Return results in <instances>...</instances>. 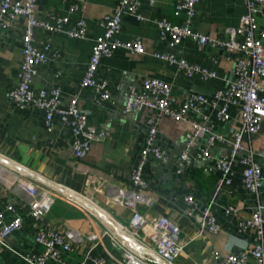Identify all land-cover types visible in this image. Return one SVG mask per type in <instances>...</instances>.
<instances>
[{"label":"crops","instance_id":"1","mask_svg":"<svg viewBox=\"0 0 264 264\" xmlns=\"http://www.w3.org/2000/svg\"><path fill=\"white\" fill-rule=\"evenodd\" d=\"M179 1L139 0L138 10L134 14H123L118 39L122 42L140 39L144 54H130L124 49H117L110 57L101 60L97 80L108 82L110 100L98 105L94 94L81 88L80 80L86 70L94 39L102 34L100 20L118 7V0H38L37 17L67 16L71 20L82 17L88 26V35L81 40L67 39L60 33H35L36 44L48 42L50 49L46 53L47 61L37 68L32 83L34 91L58 87L61 91V108L71 100H77L79 110L88 117L87 136L91 141V150L83 160L73 156L70 129L58 116L54 117L52 130L48 132L41 111L32 106H16L7 100L6 93L16 86L17 71L22 63L21 33L24 21L18 20L10 29L0 31V154L60 185L73 193L78 201L100 210V215L96 216L60 200L38 222L39 228L60 231L66 236L72 251L65 256V260L71 264L81 263L89 252L94 256L118 258L120 249L113 245L108 236H103V232L107 225L118 233L113 222L121 225L129 223L131 213L111 199L115 188L130 187L129 175L144 148L149 119L156 121L155 145L165 151L166 159L149 157L144 178L154 204L150 208L139 206L138 210L149 218L166 216L179 225L184 247L175 264H216V256L222 260L230 254L249 251L259 242L254 228L241 230L240 224L251 218L257 204L262 207L261 216L264 219V187L259 191L257 202L243 187L240 160L249 150L253 151L254 160L264 174V113L261 114V131L257 135H242L243 150L237 153L232 162L231 184L214 198L212 212L220 227L216 234L199 233L194 217L187 215L188 207L183 199L191 196L195 202V213L199 214L212 198L220 177L217 160L229 154L234 133L242 129L240 111L230 106V119L226 122L219 121L216 110L210 106H204L199 114L191 116L208 125L211 132L223 140L209 146L207 134L200 133L190 151L192 165L184 175L177 173L176 158L186 146L190 124L176 123L161 117L154 110L124 113L130 88L135 87L140 91L147 79L167 82L179 103L191 94L210 97L216 91L225 90L237 79L235 61L240 58L237 52L230 53L221 47H199L190 39L171 47L168 42L158 38L155 20L166 19L173 25L183 23V15H174ZM71 5H78L82 10L71 13ZM245 11L242 0H201L191 28L222 41L227 39L229 29L239 25ZM138 15L143 19L138 20ZM256 20L263 28L264 17L258 16ZM168 53L178 60L214 73L215 77H188L175 65L156 57ZM98 132L106 133V138L100 139ZM204 148L209 150L211 156L206 164L196 159ZM23 179L38 183L34 177L16 172L13 167L0 165V211L11 203L16 213H6V218L11 219L17 214L24 220L23 228L7 239V247H0V264H24L18 253L37 254L42 250L34 241V227L27 216L29 199L17 187V183ZM229 206L234 208L235 213L226 215L224 210ZM153 263L162 264L159 261ZM247 263L255 264L250 255Z\"/></svg>","mask_w":264,"mask_h":264},{"label":"built area","instance_id":"2","mask_svg":"<svg viewBox=\"0 0 264 264\" xmlns=\"http://www.w3.org/2000/svg\"><path fill=\"white\" fill-rule=\"evenodd\" d=\"M138 1L118 0V7L100 20L99 26L102 34L94 39L86 70L80 80L81 88L90 90L98 105L110 100L108 82L97 80L101 60L110 57L117 49H124L130 54H144L140 39L128 42L118 39L123 14H134L138 10ZM200 1L180 0L177 3L174 15L184 16L181 25H173L166 19L155 20L157 36L160 40L168 42L171 47L190 39L199 47H221L230 53L237 52L240 58L235 61L236 81L225 90L216 91L210 97L191 94L185 101L179 103L167 82L147 79L143 82L140 91H137L135 87L130 88L124 113L144 109L154 110L161 117L171 119L176 123L188 122L190 124L191 130L187 135L186 146L176 158L177 173L184 175L192 165L190 151L200 133L207 134L209 146L223 140L221 136L212 133L208 125L194 120L191 116L199 114L204 106H210L216 110V118L221 122H226L230 119L228 111L230 106L240 111L242 129L234 133L229 154L217 160L216 167L220 177L216 182L212 198L199 214L195 213V202L191 196H185L183 199L188 207L187 215L194 217L199 233L216 234L220 227L212 212L214 198L221 191L227 190L231 184L232 162L237 153L243 150L242 135H257L261 131V114L264 113V96L262 95L264 91V27L260 28L256 19L258 16L264 17V0H242L246 10L245 14L239 25L229 29L227 39L222 41L192 30L191 22ZM37 2L38 0H0V31L10 29L18 20L24 21L21 33L22 63L17 71V84L6 93V98L16 106H32L41 111L44 114L45 128L48 132L52 130L54 117L58 116L61 122L70 129L73 156L77 160H83L91 150V141L87 136L88 117L79 110L77 100L73 99L66 107L61 108V91L58 87L34 91L32 83L37 75V68L47 61L46 53L50 49L48 42L42 45L36 44L35 33L37 31L60 33L67 39L81 40L88 35V26L82 17L76 20H71L67 16L53 15L39 18L36 15ZM81 10L82 8L78 5H71L69 9L71 13ZM136 17L138 20L143 19L141 15ZM156 57L170 65H175L188 77L197 75L203 79L215 77L214 73L196 64L178 60L170 53L156 55ZM155 122L153 119L147 121L148 133L144 148L129 175V189L115 188L111 199L114 204L131 213L127 225L113 222L118 233L105 225L103 236H108L113 245L120 249L118 258L94 256L89 252L79 264L88 262L92 264H154L153 261L175 264L182 253L184 243L180 240L181 230L178 224L166 216L149 218L138 210L139 206L150 208L154 204L153 199L148 195V184L144 178L149 157L153 156L157 160L166 159L165 151L155 145L157 136ZM97 135L100 139L106 138L104 132H98ZM0 157L12 163L11 165L22 167L5 156L0 155ZM210 157L207 148L201 149L196 155V159L203 164H206ZM262 157L264 158V152ZM240 164L243 167V187L258 202L259 191L264 187V174L260 165L254 160L253 151L249 150L240 160ZM0 165L10 167V165H5L4 161H0ZM37 182L23 179L17 183V187L29 199L26 205L27 216L34 227V241L42 250L37 254L18 253L17 256L24 264H71L65 260V256L72 251V245L66 236L60 231L39 228L38 222L43 220L51 206L60 200L80 211L87 213L91 211L60 188L51 187L38 179ZM261 212L262 207L257 204L251 218L240 224L241 230L254 228L259 242L254 244L249 251L242 250L222 260H218L216 256V264H248V255L254 259L255 264H264V219ZM6 213H16L15 206L9 203L4 211H0V247H7V239L23 228L24 220L21 216L16 214L11 219H7ZM224 213L231 215L235 213V210L229 206Z\"/></svg>","mask_w":264,"mask_h":264},{"label":"water","instance_id":"3","mask_svg":"<svg viewBox=\"0 0 264 264\" xmlns=\"http://www.w3.org/2000/svg\"><path fill=\"white\" fill-rule=\"evenodd\" d=\"M5 162V165H9L7 163H9L8 161L4 160ZM12 164V163H11ZM10 167H13V169H16V165H11ZM21 169V170H20ZM18 171H22L21 173L23 174H26L30 177H34L35 179H38L39 181H42L48 185H50L51 187H57V188H60V190L64 191L65 193H67L68 195H70L71 197H76L73 193H70L69 191L65 190L63 187H59L57 184H54L53 182L47 180V179H44L43 177H41L40 175H37L36 173H33L31 171H28L22 167H18ZM88 206H91L93 210H97V208L94 206V205H88ZM122 239L124 241H126L125 238L122 237Z\"/></svg>","mask_w":264,"mask_h":264},{"label":"bare ground","instance_id":"4","mask_svg":"<svg viewBox=\"0 0 264 264\" xmlns=\"http://www.w3.org/2000/svg\"><path fill=\"white\" fill-rule=\"evenodd\" d=\"M5 159H3L2 157H0V161H4ZM5 162V161H4ZM7 164H9L10 166H11V163L9 162V163H7ZM18 167H20V166H16V170H18ZM21 170V169H20ZM20 172H22V171H20ZM72 199H74V200H76L74 197H71ZM83 205H85L87 208H89V210L93 213V214H95L96 216H97V214L98 215H100V212H98V211H100V210H93V209H90V207L88 206L89 204H87L86 205V203H84V202H81Z\"/></svg>","mask_w":264,"mask_h":264},{"label":"rangeland","instance_id":"5","mask_svg":"<svg viewBox=\"0 0 264 264\" xmlns=\"http://www.w3.org/2000/svg\"><path fill=\"white\" fill-rule=\"evenodd\" d=\"M1 155V154H0ZM3 156V155H2ZM99 212V211H98Z\"/></svg>","mask_w":264,"mask_h":264}]
</instances>
